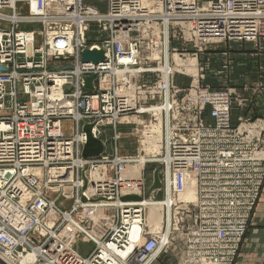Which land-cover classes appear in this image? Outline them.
<instances>
[{
	"label": "built area",
	"instance_id": "obj_1",
	"mask_svg": "<svg viewBox=\"0 0 264 264\" xmlns=\"http://www.w3.org/2000/svg\"><path fill=\"white\" fill-rule=\"evenodd\" d=\"M101 2L104 10L88 0H0V264H147L167 253L176 264H235L264 189V83L215 89L203 81L211 70L229 80L221 49L230 43H264V0ZM101 48L102 60H82ZM176 55L196 59L197 75ZM178 75L193 81L178 86ZM252 104L235 124L234 110ZM123 124L140 143L136 157L120 154ZM152 124L162 135L151 158L163 187L150 199L167 212L154 231L148 188L137 190L140 200L124 199L122 188L143 185L123 172L145 154ZM110 129L113 152L103 138ZM89 135L104 144L98 156L82 154ZM167 180L171 196L157 199ZM190 183L195 200H180ZM99 208H113L116 219L92 218ZM81 236L95 244L88 255L77 250Z\"/></svg>",
	"mask_w": 264,
	"mask_h": 264
},
{
	"label": "rangeland",
	"instance_id": "obj_2",
	"mask_svg": "<svg viewBox=\"0 0 264 264\" xmlns=\"http://www.w3.org/2000/svg\"><path fill=\"white\" fill-rule=\"evenodd\" d=\"M88 1L90 3H95L96 5H98V7L101 10H104L105 9V5L102 4V2H101L102 0H88ZM93 27H94V29L96 28L95 25ZM90 35H91V38L90 39L92 41H96V39H97V31L96 30H93ZM175 45H181V44L179 42H175ZM232 46L233 47L230 48L231 50H233V51H242V53L255 52V50L256 51L259 50V51H263L264 52V43L257 44V45L254 44L253 45V44H242V43L238 44V43L235 42V43L232 44ZM175 58H176V61H177L178 66H185L187 72H189V74L191 76H196L197 75L198 63H197L196 59H194V58L191 57V59L189 61H184V59H181L182 57H180L178 55H176ZM192 65H193V68H192ZM211 66H213V64ZM263 74H264L263 73V67H261L260 77H262ZM213 76H214L213 78L215 79L214 81L216 82L215 85L206 82V80H207L208 77L205 78V80L203 81V83L209 84L212 88H216V89H221V88L225 87L226 86V82L229 83L230 85H231V83L232 84H237V85L238 84H242V82H245V81H248V82H251L252 83V80H250L249 78H247V79H239V81L234 80L232 82L231 77L229 78V80H226L224 78L221 79L219 77H216L215 78V75H213ZM195 78L197 79V77H195ZM192 81H193V77L184 76V75H178L175 78V83L178 86H182V87L189 86ZM145 118H146V116L145 117H143V116L142 117H135V116H133V117H129L128 120H130L131 122H133V121L138 122L139 120H143ZM235 124H237V122H235ZM132 127H133L132 125L131 126H128V125H125V124H123L121 126V129L123 130V138H122V140H121V142L119 144V149H120V152H121L120 154L128 155V156H131L132 155L133 157H136V155L139 153L140 143L138 142V138L136 137L135 133L131 130ZM70 130L71 131L69 133H73L75 131V126L72 127ZM112 133H113V131L110 129V131L106 132L105 133V136L103 137L105 140L109 141L108 142V152H113L114 151V142L111 139L112 136H113ZM150 133H152V134H150ZM156 136L158 137V139L156 138ZM148 137H149L148 140L151 141L149 143V145L153 146V144H157L158 143L157 144V146H158L157 149L155 151L152 150L149 153V155L151 156L152 153H155L156 151H158L160 149V145H161L160 141H161L162 135H161V130H160L158 124H156V125L155 124H152V126L150 127V130H144L143 140L147 139ZM142 142L143 141H141V146H142V150L145 151V154L139 155L138 158L145 157L148 154V152L144 149V148H147V147H145L147 145H143ZM84 147H83V150H84ZM101 153H103V152H101ZM82 154H83V151H82ZM90 157H94V156H90ZM146 159H148V158H146ZM143 164L144 165H142V164L139 163V166H143V167H141L142 170L145 167V171L143 172V175H142V170H141L140 173H138V175L137 174H133L131 176H128L126 174V176L125 175L123 176L124 179H128V178H131V179L132 178H138V177L141 176V180L143 182V185H142V183L139 180L138 181L137 180L136 181L135 180H132L130 182L123 181L122 182L123 191L128 192V195H126L124 197V199H126V197H128V196H135L136 198L126 199V200H140V199H142L141 196L139 195V193L137 192V190L140 188V190L142 192H144V187H145V189L148 188V190L145 191V197H146L145 200L147 201L148 199L151 198L152 191H151L150 194L148 193V191H149L150 187L153 184L155 170L159 167L160 168V172H161V166L159 164H157V163H153V161H151V162H145ZM160 172H159V176H160V180H161ZM96 176L99 177V175H96ZM146 180H147V182H146ZM144 183L147 185V187L145 186ZM125 185H126L127 189L125 188ZM162 187H163V185L161 184V186L158 187V188H156V189L159 190ZM91 189H92V187H91ZM162 192H164V189L162 190ZM156 197H157V199H160L161 197H163V195H162V193H159ZM151 204L154 205V206H156V204H154V201H152V202L149 201L146 204V207H147V216H146V218H147V221L149 223H151L150 221H153L155 219V216L157 214V209H159V207L158 208L156 207V209L154 211H151L150 210V206H149ZM99 211H100V213H99ZM159 211L162 212L161 209H159ZM254 211L255 210H253V212L251 213V217H252ZM102 214L109 215L108 221H109V219L110 220L111 219H116V211H114L113 208L112 209H110V208L109 209H101V208H99V209H95V210L92 209L90 216L92 218H93V216L94 217L101 218ZM164 214L166 215V212H164ZM78 216L80 217V214ZM83 243L90 244V247L88 248V250H84V249L80 248ZM94 247H95V244L92 241L88 240V239H84L83 236H81L78 239L77 250L81 254L88 255L90 252H92V250H94ZM151 263H147V264H151Z\"/></svg>",
	"mask_w": 264,
	"mask_h": 264
},
{
	"label": "crops",
	"instance_id": "obj_3",
	"mask_svg": "<svg viewBox=\"0 0 264 264\" xmlns=\"http://www.w3.org/2000/svg\"><path fill=\"white\" fill-rule=\"evenodd\" d=\"M238 44H253L251 42H236ZM233 43L229 44L225 49L230 57V77L232 82L239 79H247L255 82L264 83V74L260 77L261 67H263L264 73V52L255 50V52L242 53V51H233ZM254 45V44H253ZM256 56V57H255ZM220 62H213L212 69L216 70ZM215 75L211 70L209 71L207 83L215 85L216 82L213 78ZM216 78V76H215ZM231 85H237L232 84ZM240 85V84H239ZM250 92H244L245 95H249ZM251 96V95H250ZM252 104L244 109H235L233 112V122H237V118L240 114H249ZM264 115V112L262 113ZM94 149V148H93ZM90 244L83 243L80 248L88 250ZM92 248V247H91ZM151 264H176V259L171 253L163 254ZM235 264H264V189L261 198L255 208V211L250 219L248 229L245 235V239L242 243L239 255Z\"/></svg>",
	"mask_w": 264,
	"mask_h": 264
},
{
	"label": "bare ground",
	"instance_id": "obj_4",
	"mask_svg": "<svg viewBox=\"0 0 264 264\" xmlns=\"http://www.w3.org/2000/svg\"><path fill=\"white\" fill-rule=\"evenodd\" d=\"M92 4H94V5H96L95 3H92ZM96 6H98V5H96ZM93 30H96L97 31V28H95L94 29V27H92L91 28V31L89 32V37L91 38V32L93 31ZM98 35V34H97ZM254 44V43H253ZM256 45V44H255ZM95 50H99V51H104L105 52V49H95ZM104 58V57H103ZM181 59H184V58H181ZM102 60V59H101ZM190 60V59H189ZM189 60H184V61H189ZM192 68H193V65H192ZM0 69H4V67H0ZM192 70V69H191ZM208 74H209V71L207 72V76L206 77H208ZM89 78H92L91 79V81L93 80V77H89ZM216 89V88H215ZM63 126H65V129H66V132L67 133H69L71 130V128L72 127H74V124H73V122H71V121H66V120H64L63 122ZM91 128H92V126H90V129H89V131L91 130ZM69 130V131H68ZM71 134V133H70ZM92 138H94L93 137V135L91 136ZM156 138L158 139V137L156 136ZM94 139H97V138H94ZM149 139V137L147 138V139H145V140H143V142H142V144L143 145H147V146H145V147H147V148H144L147 152H148V154L145 156V157H141V158H138V162L136 163V164H130L128 167H127V169L123 172V176L125 175L126 176V174L128 175V176H131V175H133V174H137L138 175V173H140V171L142 170V168L141 167H143V166H139V163L140 164H142V165H144L143 163H145V162H148V161H156L157 160V157H155V158H151V156L149 155V153L152 151V150H156L157 149V144H153V146H151V145H149V143L151 142V141H149L148 140ZM103 143V142H102ZM104 145V144H103ZM104 150V149H103ZM103 152V151H102ZM84 155V154H83ZM123 155V154H122ZM85 157H90V156H85ZM146 158H148V159H146ZM132 166V167H131ZM94 174L95 173H93V175L92 176H94ZM96 175H99V174H96ZM123 179H124V177H123ZM160 182H161V184H162V181L160 180ZM103 186V188H104V186H105V184H103L102 185ZM161 186V185H160ZM125 188L127 189V187H126V185H125ZM90 189H91V186H90ZM92 190V189H91ZM156 191H157V189H155ZM154 190V191H155ZM154 191H152V193H151V197L153 196V192ZM167 194H170V196H171V188H170V185H169V182H168V180H167V182H166V186L164 187V192L162 193V195H166V197H167ZM162 198V197H161ZM195 198H196V190H195V187L193 186V183L191 184H188L187 186H186V188H185V190H183L182 192H180L179 193V199L180 200H182V201H184V200H195ZM83 200H85L86 201V199L84 198ZM170 200H173V199H170ZM152 202V201H154V204H156V206H154V205H149L150 206V210L151 211H154L155 209H156V207L158 208L159 207V209H161L162 210V212L161 211H159V209H157V214H156V216H155V219L153 220V221H150L151 223H149L148 221H147V218H146V226H148V229L149 230H151V231H154L155 229H157V228H161L162 227V224H163V222L165 221V214H164V211H163V207H164V203H163V201H161V200H155V199H148L147 200V202ZM174 201V200H173ZM147 202H146V204H147ZM100 204H98V205H96V206H99ZM166 214H167V212H166ZM169 216H173V214H172V211L170 210V212H169ZM74 220V219H73ZM73 223H74V225H75V227L76 228H79V229H82L83 231H85L86 229L82 226V225H80L78 222H76V220H74L73 221ZM135 228H137V226L135 227ZM135 233V232H134ZM129 237H131V238H135V236H134V234H133V232L131 233V234H129L128 235ZM95 242V241H94ZM115 245H117L116 244V242H115ZM118 246V245H117ZM134 246V244L131 242L130 243V245L129 246H127V248L126 249H121V250H119L118 248H115V251H118V252H120L122 255L123 254H125L127 251H129L130 249H132V247ZM95 248V247H94ZM103 251L104 252H106L105 251V249H103ZM115 259V258H114ZM116 260V259H115Z\"/></svg>",
	"mask_w": 264,
	"mask_h": 264
},
{
	"label": "water",
	"instance_id": "obj_5",
	"mask_svg": "<svg viewBox=\"0 0 264 264\" xmlns=\"http://www.w3.org/2000/svg\"><path fill=\"white\" fill-rule=\"evenodd\" d=\"M104 57V51H99V50H86L83 53V61H99L103 59ZM91 79L92 78H87L86 82L87 85H91ZM90 126L86 127V130L89 132ZM94 148V149H93ZM104 149V145L101 140L99 139H94L90 135L88 137V142L84 147L83 154L84 156H97L99 155ZM160 168L158 167L155 172H154V180L153 184L150 187L148 193L150 194L151 191L155 190L156 188L160 187L161 182H160V176H159ZM131 198H136L135 196H128L126 199H131Z\"/></svg>",
	"mask_w": 264,
	"mask_h": 264
}]
</instances>
